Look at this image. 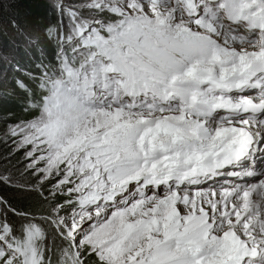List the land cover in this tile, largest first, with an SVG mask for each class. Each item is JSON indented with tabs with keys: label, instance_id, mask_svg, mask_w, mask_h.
I'll use <instances>...</instances> for the list:
<instances>
[{
	"label": "snow or ice",
	"instance_id": "obj_1",
	"mask_svg": "<svg viewBox=\"0 0 264 264\" xmlns=\"http://www.w3.org/2000/svg\"><path fill=\"white\" fill-rule=\"evenodd\" d=\"M50 6L51 59L9 20L40 57L0 83L28 115L0 129L25 198L0 196V264H264V0Z\"/></svg>",
	"mask_w": 264,
	"mask_h": 264
},
{
	"label": "trees",
	"instance_id": "obj_2",
	"mask_svg": "<svg viewBox=\"0 0 264 264\" xmlns=\"http://www.w3.org/2000/svg\"><path fill=\"white\" fill-rule=\"evenodd\" d=\"M5 5L4 10H0V51L5 54L14 55L15 61L24 70L17 73L12 68L7 71V79L0 81L5 88L13 87V79L23 76L24 72H35L36 64L39 62L40 52L29 49L24 37L9 26V20L15 19L20 28L31 35H35L40 40L41 48L45 51L47 58L51 59L52 45L45 39V30L50 24L56 22V14L52 11L50 0H0ZM15 40L19 46L15 51L11 47V41ZM27 53V54H26ZM23 94L18 93L14 97H7L0 101V127L9 120L27 119L28 115L22 111ZM9 114L11 116L9 117ZM23 155L13 153L7 145L0 144V171L9 170L18 175L23 168ZM0 196L5 197L11 203L22 206L25 198L11 188L0 185Z\"/></svg>",
	"mask_w": 264,
	"mask_h": 264
},
{
	"label": "rangeland",
	"instance_id": "obj_3",
	"mask_svg": "<svg viewBox=\"0 0 264 264\" xmlns=\"http://www.w3.org/2000/svg\"><path fill=\"white\" fill-rule=\"evenodd\" d=\"M32 36L37 37L35 35H32ZM2 128L3 127H0V129H2ZM0 144L7 145V148H9L11 151L13 150V146L11 145V142L10 141L8 143L2 142V132H0ZM20 153H21V155H23L22 152H20ZM23 162H24V160H23Z\"/></svg>",
	"mask_w": 264,
	"mask_h": 264
}]
</instances>
